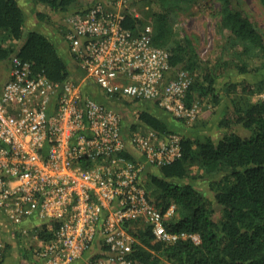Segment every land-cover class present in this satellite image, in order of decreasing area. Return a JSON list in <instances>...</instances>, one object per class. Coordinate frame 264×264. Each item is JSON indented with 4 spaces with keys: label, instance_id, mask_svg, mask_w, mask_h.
I'll list each match as a JSON object with an SVG mask.
<instances>
[{
    "label": "built area",
    "instance_id": "1",
    "mask_svg": "<svg viewBox=\"0 0 264 264\" xmlns=\"http://www.w3.org/2000/svg\"><path fill=\"white\" fill-rule=\"evenodd\" d=\"M137 1L92 0L64 18L79 77L53 81L15 57L0 86V211L17 233L38 241L42 264L82 262L99 239L102 256L83 264H133L129 220L150 225L165 242L201 241L169 231L165 218L175 205L163 211L140 184L148 169L181 157L182 135L127 129L123 105L129 101L130 111L154 101L189 123L202 105L188 103L192 74L173 68L170 52L153 43L152 25L125 26L128 15L138 16ZM54 221V236L42 240V226Z\"/></svg>",
    "mask_w": 264,
    "mask_h": 264
},
{
    "label": "trees",
    "instance_id": "2",
    "mask_svg": "<svg viewBox=\"0 0 264 264\" xmlns=\"http://www.w3.org/2000/svg\"><path fill=\"white\" fill-rule=\"evenodd\" d=\"M33 1L62 14L83 5L78 0ZM259 1L264 7V0ZM139 3L142 14L128 15L125 26L138 31L151 24L153 43L170 52L173 68L190 71L193 83L187 93L188 103L201 99L214 105L230 102L218 119L220 134L216 139L196 129L184 133L181 157L148 169L140 183L150 201L163 211L175 205V213L165 218L169 231L197 233L201 241L180 238L165 242L156 238L150 225L129 220L125 226L135 241L128 257L133 264H264V95L254 99L264 93V32L240 0H139L135 4ZM198 11H209L218 18L217 31L223 40L218 58L221 63L201 58L191 35L180 26L182 14ZM44 12H40L41 18L47 16ZM63 48L41 28L26 26V13L18 0H0V84L3 64L11 69L15 57L30 62L36 73L53 81L79 77L81 71L70 64L69 44L67 50ZM232 72L244 78L223 81L222 77H231ZM219 83L222 89L217 88ZM131 123L132 129L147 126L158 132L179 133L183 120L139 109ZM124 156L131 158L128 152ZM54 222L53 228L42 226V240L54 236L60 223ZM14 237L26 239L16 231ZM6 246L0 247V264L6 262ZM25 247L22 258L28 264H42L41 248L31 251L32 247ZM101 256L98 252L85 258Z\"/></svg>",
    "mask_w": 264,
    "mask_h": 264
},
{
    "label": "rangeland",
    "instance_id": "3",
    "mask_svg": "<svg viewBox=\"0 0 264 264\" xmlns=\"http://www.w3.org/2000/svg\"><path fill=\"white\" fill-rule=\"evenodd\" d=\"M92 0H78V3L81 4H89ZM139 2V1H137ZM241 5L246 10V12L253 18V20L256 22V24L261 28V30L264 32V7L260 3L259 0H240ZM143 4V2H142ZM27 7H29V18H28V24L32 27H39L40 25H46L47 29L49 30L47 33L49 35L54 34L55 29H57L58 20L61 19V17L64 15L62 13H56L50 10V7L47 5H42L41 9L36 7L33 4L28 3ZM133 9L138 15L142 14V7L141 3L138 5L134 3ZM39 10L41 12L45 11L46 15L48 17L41 18L39 17ZM40 20L41 22H38ZM217 21L218 18H215L210 15L209 11H203V12H196L194 14H182L180 17V26L185 29L187 33H189L193 39L194 46L197 50L198 55L203 58L207 59L208 61L214 63L216 60H218L219 63H221V60L218 58L220 57V51L221 47L223 45V40L219 32L217 31ZM36 24V25H35ZM35 25V26H33ZM44 28V27H43ZM64 28V27H63ZM58 30V29H57ZM60 32V31H59ZM62 32V31H61ZM59 41L58 39H55ZM57 44V43H56ZM58 46H60L58 44ZM63 47H68L67 42L63 45ZM63 48V50H64ZM66 49V48H65ZM67 50V49H66ZM232 77V78H231ZM231 77L225 76L222 77L224 80H241L244 78V76L236 75L234 72L231 73ZM222 78L218 79L221 80ZM249 80L256 81L258 78L255 77H248ZM218 89H222V85L219 83L217 86ZM264 93L257 94L254 96V99H257L259 96H263ZM230 100H224L222 104L220 105H214L211 101L208 99H201L202 103V112L201 116L197 119V121L192 125V123L183 121V123L179 125L180 129H178L180 135H184V133H193L196 130L199 131L202 135L207 133L213 138H217L220 134V130L218 129V119L221 118V116L224 114V112L227 110V107L229 105ZM126 110H128L129 105H123ZM144 106L142 103H132L130 105V111L128 110L127 113H125L126 121L127 123H131L133 117L135 116V112L139 111L137 110V107ZM162 109V108H161ZM125 111V110H124ZM160 107H159V110ZM157 111V112H158ZM159 114L161 112H158ZM156 114V113H155ZM165 114L170 117H174L173 115L165 112ZM176 118V117H175ZM201 186L206 188V184L201 183ZM0 219H4L7 221V219L4 217V214L0 212ZM0 220V247L4 244L6 246V260H9V264H16V261H21L23 264H28L24 258H22V250L24 249L23 246L32 247L33 251L34 249L38 248V241L34 240L31 236H25V241H20L18 238L14 237L15 231H11L12 225L10 222L7 221H1ZM141 222V221H139ZM141 224H143L141 222ZM25 247V248H26ZM98 252L89 253V257L91 255H95ZM87 259L85 258L81 264L84 263Z\"/></svg>",
    "mask_w": 264,
    "mask_h": 264
},
{
    "label": "crops",
    "instance_id": "4",
    "mask_svg": "<svg viewBox=\"0 0 264 264\" xmlns=\"http://www.w3.org/2000/svg\"><path fill=\"white\" fill-rule=\"evenodd\" d=\"M19 1V3H20V5L22 6V8L24 9V11H25V13H26V26H28V27H32V26H29V24H28V18H29V12H30V10H29V7H27V5H28V3H30V4H33V5H35L36 7H38L39 9H41L42 7V5L43 4H36L33 0H18ZM85 2H86V0H85ZM86 4V3H85ZM85 4H83V5H85ZM41 12V10H39V12H38V14ZM44 12V11H43ZM42 13V12H41ZM45 15H46V13H45ZM68 14H64L62 17H61V19L59 20V19H56V20H58V24H57V29H55V31H54V34H52V35H49L47 32L49 31L48 29H47V26L46 25H43V27H42V25H40L39 26V28H41V30L44 32V33H46L47 34V36L50 38V39H52V40H54L57 44H59L60 45V47H63V45H64V43L66 42L65 41V39H64V37H63V27H64V18L67 16ZM39 17H40V19H41V16H40V14H39ZM45 17H48V16H45ZM38 22H41L40 20H38ZM36 25V24H35ZM35 25H33V26H35ZM60 31V32H59ZM62 31V32H61ZM58 37H59V41H57V40H55V39H58ZM70 64H71V66L73 67L74 66V62L72 61V60H70ZM9 72H10V66L7 68V64L6 63H4L3 64V83H4V81L7 79V77L9 76ZM2 83V84H3ZM2 84H0V86L2 85ZM142 104L144 105V106H142V107H137V110H142V109H147V110H149V111H153L154 113H158V112H161L159 115H165V112L160 108V110L161 111H158L159 110V106L157 105V103L156 102H154V101H143L142 102ZM125 110V112L124 113H127L128 112V110H126V109H124ZM158 111V112H157ZM131 124V123H130ZM129 123H127V121H126V123H125V125H126V128L128 129V127H129V125H130ZM101 247H102V242H101V239H99V240H97L96 242H95V244H94V247L92 248V251H90V253H93V252H99L100 250H101ZM5 264H9V260H6V262H5Z\"/></svg>",
    "mask_w": 264,
    "mask_h": 264
}]
</instances>
